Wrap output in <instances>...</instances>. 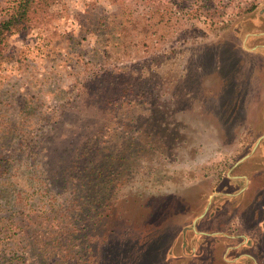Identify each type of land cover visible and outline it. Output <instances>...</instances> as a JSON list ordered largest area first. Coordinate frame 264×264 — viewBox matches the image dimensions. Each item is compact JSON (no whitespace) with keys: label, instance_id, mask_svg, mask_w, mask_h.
Here are the masks:
<instances>
[{"label":"trees","instance_id":"16d2710c","mask_svg":"<svg viewBox=\"0 0 264 264\" xmlns=\"http://www.w3.org/2000/svg\"><path fill=\"white\" fill-rule=\"evenodd\" d=\"M61 1H11L0 21V66L8 39L17 31L38 30L49 37ZM106 1L124 6L122 20L110 24L101 17L87 35L99 32L111 41L117 36L124 52L143 46L148 55L132 69L103 70L87 79L79 102L47 115L52 127L35 141L24 131L28 109H21L17 121L0 108V264H163L162 242L172 237L201 197L185 186L183 165L209 155L212 145L193 148L188 138L181 141L177 135L168 143L158 130L143 129L162 125L167 103L156 83L164 63L161 53L151 51L150 42L160 30L174 28L173 15L181 10L182 1L142 0V14L129 5L135 0ZM219 1L224 0H201L200 9L188 5L195 28L230 27L233 18L216 23L213 17ZM254 10L252 5L237 15ZM236 60L229 61V72ZM241 62L248 63L246 55ZM226 87L228 96L221 103L228 112L219 119L218 130L234 138L245 122L240 107L243 91L234 94L232 82ZM139 103L144 114L147 107L155 111L113 124L118 108ZM129 128L137 129L139 136L125 135ZM13 136L18 151L29 153L22 171L8 149ZM249 162L259 165L257 158ZM253 210L264 216V205ZM217 212H210L207 220L216 218Z\"/></svg>","mask_w":264,"mask_h":264},{"label":"rangeland","instance_id":"374dc122","mask_svg":"<svg viewBox=\"0 0 264 264\" xmlns=\"http://www.w3.org/2000/svg\"><path fill=\"white\" fill-rule=\"evenodd\" d=\"M11 1L0 0V21ZM181 1V10L173 15L174 28L160 30L150 42L151 51L161 53L164 63L156 83H160L158 90L167 103L162 125L148 124L143 129L149 133L158 130L169 138L168 143L177 135L181 141L188 138L193 148L212 145V152L183 165L185 186L193 187L201 197L172 237L162 242L159 257L164 258L163 264H250L246 260L240 263L222 260L225 256L233 260L248 251L242 249L237 254L226 255L227 249L239 242L230 236L243 234L254 244L253 253L264 264V216L260 218V213L253 210L264 205V139L261 145L258 143L264 136V39L261 37L264 36V0L219 1V11L213 16L216 23L230 17L233 22L226 30L219 29V24L212 28L201 26L204 31L194 27L196 20L190 17L188 8L193 5L200 9L201 0ZM141 2L135 0L129 4L136 14L144 13ZM252 5L253 12L237 15ZM123 12L124 6L106 0H62L58 18L47 32L48 38L38 30H20L8 39L0 66V108L8 110L10 118L17 121L21 109H28L24 131L31 133L34 141L52 127L45 118L47 115L54 111L61 113L79 102V91L87 79L103 70L132 69L148 55L143 46L124 52L117 36L111 41L101 38L99 32L87 35L88 28L95 31L99 18L105 17L110 24L119 23ZM243 55L248 58L247 64L241 62ZM233 59H237L235 74L227 69ZM228 82L233 83L237 91L234 94L243 91L240 107L245 122L234 138L218 130L219 119L228 112L221 103L228 96ZM142 104L118 108L113 124L142 119L155 111L147 107L144 114ZM129 132L131 128L124 134ZM133 133L139 136L133 128L129 138ZM16 142L13 136L8 149L11 160L22 171L29 153L21 148L18 151ZM248 155L257 158L259 165L246 161L236 166ZM239 175L245 178L233 181ZM240 191L244 195L241 204L236 199L230 200L231 195ZM208 207L205 216L195 224ZM216 209V218L207 220ZM218 235H223L224 244L214 241Z\"/></svg>","mask_w":264,"mask_h":264},{"label":"flooded vegetation","instance_id":"af4514ba","mask_svg":"<svg viewBox=\"0 0 264 264\" xmlns=\"http://www.w3.org/2000/svg\"><path fill=\"white\" fill-rule=\"evenodd\" d=\"M262 37V39H264V36H261ZM263 137V136H262ZM261 137V138H262ZM261 138H260V140H261ZM262 141V140H261ZM261 141H259L258 143H259V145H261ZM251 159H254V157L253 158H248V159H246L244 162H242V163H240L239 165H241V164H243V163H245L246 161L247 162H249ZM243 178H245V176L244 175H239L237 178H236V180H233V181H240V180H242ZM242 196H244L243 195V192L242 191H240L239 193H237V194H235V195H231L230 196V200H233V199H236V201H238V202H240V204L242 203V200L240 199ZM218 236H220V237H218ZM217 237L219 238V243H222V244H224V238H222L221 236H223V235H218ZM230 236V235H229ZM228 237V236H227ZM230 237H236V238H234V239H237L239 242H237L236 244H234V246H232V247H229L228 249H227V253H226V255L227 254H229V253H233V254H237V252H239L240 250H242V249H247L248 251H249V253H243V254H241L240 256H235V258L233 259V260H231V259H229L227 256H225L224 258H222V260H224L225 261V263H234V262H238V263H240V262H243L244 260H246V261H249L250 262V264H260L261 263V260H259V258H258V256L257 255H255L253 252H254V247H253V243L251 244V243H249L250 242V239H249V237L248 236H246V235H234V236H230ZM249 241V242H248ZM218 242V241H217ZM260 262V263H259ZM262 264V263H261Z\"/></svg>","mask_w":264,"mask_h":264},{"label":"water","instance_id":"95a60500","mask_svg":"<svg viewBox=\"0 0 264 264\" xmlns=\"http://www.w3.org/2000/svg\"><path fill=\"white\" fill-rule=\"evenodd\" d=\"M262 139H264V136L261 138V140ZM260 140V141H261ZM251 155H248L247 157H245V158H243L241 161H239L237 164H236V166H238L240 163H242V162H244L246 159H248L249 157H250ZM245 190V189H244ZM243 190V191H244ZM210 204H211V202H210ZM210 204L208 205V206H210ZM208 209H209V207L206 209V211H205V213L201 216V217H198L196 220H195V224L198 222V220H200L201 218H203L204 216H205V214L208 212Z\"/></svg>","mask_w":264,"mask_h":264}]
</instances>
